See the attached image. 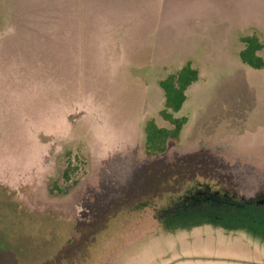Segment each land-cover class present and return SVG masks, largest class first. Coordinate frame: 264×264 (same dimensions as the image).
<instances>
[{
    "label": "rangeland",
    "instance_id": "1",
    "mask_svg": "<svg viewBox=\"0 0 264 264\" xmlns=\"http://www.w3.org/2000/svg\"><path fill=\"white\" fill-rule=\"evenodd\" d=\"M249 35L264 62V0H0V264H264ZM186 62L187 122L147 158Z\"/></svg>",
    "mask_w": 264,
    "mask_h": 264
},
{
    "label": "trees",
    "instance_id": "2",
    "mask_svg": "<svg viewBox=\"0 0 264 264\" xmlns=\"http://www.w3.org/2000/svg\"><path fill=\"white\" fill-rule=\"evenodd\" d=\"M243 48L238 56L245 65L259 69L264 65L263 59L258 52L263 48L262 43L255 35L242 38ZM198 79V71L186 62L175 73L166 75L158 81V85L163 92V108L159 111L160 116L167 121L170 126H158L153 119L146 120L144 124V150L147 158H152L166 151L170 142L179 141V135L183 125L187 122L185 116H174L186 100L187 87ZM74 167L67 166L63 171V176L67 179L69 172L74 171Z\"/></svg>",
    "mask_w": 264,
    "mask_h": 264
}]
</instances>
